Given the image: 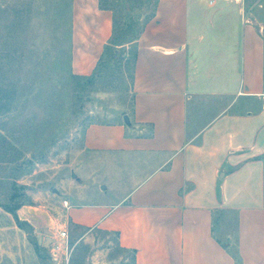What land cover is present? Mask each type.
I'll list each match as a JSON object with an SVG mask.
<instances>
[{
    "label": "crops",
    "instance_id": "crops-1",
    "mask_svg": "<svg viewBox=\"0 0 264 264\" xmlns=\"http://www.w3.org/2000/svg\"><path fill=\"white\" fill-rule=\"evenodd\" d=\"M71 12V70L90 76L114 34V11L71 0ZM143 20L132 125L89 124L78 157L83 174L120 158L132 186L120 194L94 182L116 198L88 201L85 191L51 189V174L23 185L30 201L17 214L44 247L48 232L55 241L74 226L118 233L136 264H264V28L244 0H156ZM74 177L62 183L70 189ZM0 208V264H42Z\"/></svg>",
    "mask_w": 264,
    "mask_h": 264
},
{
    "label": "rangeland",
    "instance_id": "rangeland-1",
    "mask_svg": "<svg viewBox=\"0 0 264 264\" xmlns=\"http://www.w3.org/2000/svg\"><path fill=\"white\" fill-rule=\"evenodd\" d=\"M155 1L108 0L123 28L130 16L142 11L136 14L140 21L134 32L140 31L143 16L153 11ZM244 2L249 18L264 28V0ZM71 17V0H0V89L10 92L0 111L1 202L13 193L14 181H20L21 201L29 202L23 185L41 186L44 182L40 181L50 179L51 174L57 175L49 181L51 189L70 190L72 195L85 191L88 201L116 198L112 184L123 194L134 182L120 158L106 156L90 164L85 174L78 162L89 124L122 121L131 112L133 67L124 60L118 69L116 58L87 92L78 90L79 81L71 77ZM4 136L14 148L6 145ZM72 173L76 181L69 189L61 178L71 181ZM79 176L85 178L84 183L78 181ZM101 180L111 192L101 193L93 186ZM3 213L0 208V222ZM68 235L69 249L55 258L51 245L42 252L47 256L42 264H131V254L118 247L113 233L72 226Z\"/></svg>",
    "mask_w": 264,
    "mask_h": 264
},
{
    "label": "trees",
    "instance_id": "trees-1",
    "mask_svg": "<svg viewBox=\"0 0 264 264\" xmlns=\"http://www.w3.org/2000/svg\"><path fill=\"white\" fill-rule=\"evenodd\" d=\"M102 7L111 9L114 11L113 4L109 3L108 0H101ZM114 34L112 36V39L110 40L109 44L106 46L105 53L103 57L101 58L95 72L90 76H79L72 73L71 77L73 80L79 81V89L81 92H87L88 88L90 86H94L95 83L102 79L104 77L105 71L111 66V63L114 61V59L119 58L118 65H115L118 69L122 68L123 61L125 60L127 63L130 62L133 67V75H132V82L134 80V70L135 65L138 57V45L137 40L142 32L143 25L140 28L139 32H134V28L137 24H139V18L136 14L130 16L128 22L125 24V27H121L119 17L114 11ZM127 46H130V50L128 51ZM121 49H117V48ZM117 64V63H115ZM0 111L6 107V102L10 98V92L6 89H0ZM3 141L6 142V145L9 146V148H14L11 141L7 137H2ZM8 150V147H7ZM6 150V152H8ZM8 153H6L7 155ZM4 162L5 158L3 159ZM13 162L14 160H10ZM20 167V166H19ZM21 169V167H20ZM18 183L16 181L13 182V193L8 197L7 202H1L0 201V207H2L4 210L12 213L18 223V226L29 234L31 242L34 244L36 251L42 261L47 259V256L43 254L42 252H47V248L40 245L37 240L34 238V228L32 225L26 221H22L17 211L18 209L24 204V202L21 201V198H23V194L19 192ZM106 232V231H105ZM110 233V232H106ZM116 238L118 237V233H114ZM122 251L128 252L132 256L131 264H136L135 260V252L134 251H128L125 249L120 248Z\"/></svg>",
    "mask_w": 264,
    "mask_h": 264
},
{
    "label": "built area",
    "instance_id": "built-area-1",
    "mask_svg": "<svg viewBox=\"0 0 264 264\" xmlns=\"http://www.w3.org/2000/svg\"><path fill=\"white\" fill-rule=\"evenodd\" d=\"M211 2H214V0H211ZM68 232L67 230H62L59 233V238L56 239L52 244V253L57 258L58 255H60L65 250L69 249L68 246Z\"/></svg>",
    "mask_w": 264,
    "mask_h": 264
},
{
    "label": "water",
    "instance_id": "water-1",
    "mask_svg": "<svg viewBox=\"0 0 264 264\" xmlns=\"http://www.w3.org/2000/svg\"><path fill=\"white\" fill-rule=\"evenodd\" d=\"M142 13V11H137L136 12V14L137 15H139V14H141ZM124 120H125V123L127 124V125H132V123H131V120H130V116L129 115H125L124 116ZM74 176H76L75 174H74ZM54 242V239H53V234L51 233V232H48V239H47V241H46V243H45V247L46 248H49L51 245H52V243Z\"/></svg>",
    "mask_w": 264,
    "mask_h": 264
}]
</instances>
